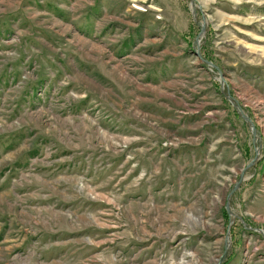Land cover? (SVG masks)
<instances>
[{
  "label": "rangeland",
  "instance_id": "obj_1",
  "mask_svg": "<svg viewBox=\"0 0 264 264\" xmlns=\"http://www.w3.org/2000/svg\"><path fill=\"white\" fill-rule=\"evenodd\" d=\"M0 264H264V0H0Z\"/></svg>",
  "mask_w": 264,
  "mask_h": 264
},
{
  "label": "water",
  "instance_id": "obj_2",
  "mask_svg": "<svg viewBox=\"0 0 264 264\" xmlns=\"http://www.w3.org/2000/svg\"><path fill=\"white\" fill-rule=\"evenodd\" d=\"M202 27H203V25H202ZM202 27L199 29V33H198V36L202 33V31H203V29H202ZM198 38V37H197ZM195 39V44L197 43V41H198V39ZM197 45V44H196ZM197 56H198V54H196ZM199 57V56H198ZM206 63V62H205ZM206 64H208V65H210V66H212L210 63H206Z\"/></svg>",
  "mask_w": 264,
  "mask_h": 264
}]
</instances>
